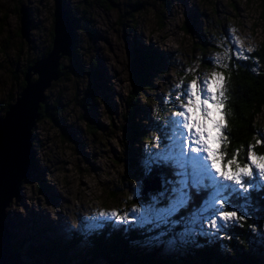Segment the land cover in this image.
Masks as SVG:
<instances>
[{
  "label": "rangeland",
  "instance_id": "obj_1",
  "mask_svg": "<svg viewBox=\"0 0 264 264\" xmlns=\"http://www.w3.org/2000/svg\"><path fill=\"white\" fill-rule=\"evenodd\" d=\"M20 3L26 5L30 19L28 41L18 32ZM62 3L76 21L73 30L77 44L85 55L97 59L105 84L95 92L96 108L88 111L78 104L86 82L82 75L58 76L44 89L45 107L53 110L56 105L60 111L55 122L46 116L35 120L31 146L37 169L21 177L19 194L13 195L4 206V220L14 236L11 240H23V247L46 234L65 239L76 235L80 238L76 245L83 249L97 220L110 221L126 230L131 221L143 224L133 214L134 208H140L142 214L154 200L156 208L169 206L171 189L181 178L176 166V179L165 180L161 189L146 196L140 194L141 177L128 167L121 113L129 81V52L135 44L162 50L171 61L154 76L153 85L147 90L148 102L143 105L153 119L160 117L158 134L156 131V136L140 143L141 154L139 151L138 155L133 154L146 162L150 155L154 156L170 143L169 120L179 111L180 101L176 96L178 91H183V88L175 89V85L181 81L187 85L197 77L207 79L213 72L220 73L217 64L226 60L228 53L234 55L236 48L242 47L248 56L264 42V11L260 0H62ZM52 10L53 0H0V106L14 100L21 88L25 64L43 55L51 41ZM191 18L196 28L187 32L181 26L183 20L189 22ZM201 41H207L203 52ZM64 57L60 59L63 62ZM169 98H173L172 108L159 115L161 104ZM257 118L264 128V112ZM58 124H63L77 140L61 137ZM92 124L96 128L93 133L89 131ZM256 142L257 139L253 151L258 156L264 155V145L257 147ZM185 146L191 145L185 141ZM230 168L235 170V165ZM253 171H256L254 167ZM258 183L263 185L264 180ZM192 186L188 187L189 196ZM205 189L207 196L198 209L181 215V208L166 223L144 222L149 230L155 231L141 244L148 248L158 245L162 252L179 257L197 234L210 237L223 233L227 227L217 230L206 220L202 224L192 223L210 195L211 190ZM194 191L202 190L197 187ZM113 210L124 219L99 217L100 212ZM91 264L105 263L97 259Z\"/></svg>",
  "mask_w": 264,
  "mask_h": 264
},
{
  "label": "trees",
  "instance_id": "obj_2",
  "mask_svg": "<svg viewBox=\"0 0 264 264\" xmlns=\"http://www.w3.org/2000/svg\"><path fill=\"white\" fill-rule=\"evenodd\" d=\"M260 6L261 11H264V0H260ZM66 12L75 28V19L68 9ZM187 20H183L181 27L190 32L191 28H196V26L194 19L191 18L189 22ZM73 32L71 52L64 57V62L59 61L58 73L62 78L78 74L84 77L86 82L80 93L81 100L78 104L83 111L94 110L98 104V95L95 92L102 89V85L105 83L101 70L98 69L97 59L91 54L83 53L82 48L77 44L75 29ZM49 35L51 38V30H49ZM206 43L207 41L200 42L201 52L204 51L203 46L207 45ZM49 47L50 42L42 54L46 53ZM230 56L232 59H228ZM228 57L217 64L220 74L225 78L224 87L227 96L223 111L228 125L225 130L228 142L221 145V151L227 152V156L221 164L232 158L235 149H240L237 160L240 166H243L247 163L248 145L253 146L254 140L263 139L262 130L264 128H261L257 115L264 112V42L249 52L248 59H237L231 52L228 53ZM35 58L27 61L24 68ZM170 63V57L162 50L153 49L145 44L133 46L129 52V81L123 97L121 113L123 119L121 133L128 145L126 148L128 167H131V171L137 172L141 181L143 178L147 180L158 176L161 183L159 189L162 188L165 180L176 179L175 165L170 161L160 160L153 162L149 170L146 168L145 162H141L133 154H136L137 151L141 154L140 143L151 139L159 129L160 117L153 119L148 113V109L143 105L148 102L147 90L153 85L154 76L160 74L165 65L169 66ZM225 63L228 64V67H224ZM19 85L20 87L23 85V79ZM172 99L169 98L164 104H161L159 115L166 109L172 108ZM9 103L7 100L0 106L1 112L6 109ZM58 111L60 110L56 105L51 110L46 108L45 102H43L38 107L37 118L46 116L55 122ZM86 120L92 122L89 118ZM58 125L61 137L67 140H77L75 135L70 134L63 124ZM91 127L89 131L93 133L96 128L93 124ZM31 136L33 140L32 132ZM33 154L32 150L28 165L29 172L37 169L35 160L32 158ZM37 182L39 185L42 184L41 180ZM140 183V194H142V182ZM193 188L197 189L196 186L189 189L190 198L187 205L179 211L181 215L185 211L190 212L198 209L197 206L207 196L203 188H200L202 191L197 193ZM147 193L142 196H146ZM246 195L247 199H234L233 203L236 207H229L237 211L243 219L229 224L225 231L219 235L212 234L210 237H206L197 234L194 239L190 240L185 252L179 257L177 254L162 252L158 245L149 248L146 244L142 245L141 243L148 240L155 230H149V226L145 223H132V221L126 225V230L122 226L112 225L110 221H104L102 226L95 227L86 237L88 242L83 249L77 247L76 244L80 238L76 235L65 239L44 234L42 238L34 243H28L25 247H23V240L13 242L11 239L14 236L11 233L9 240L11 249L19 252L33 264H91L97 259L102 260L105 264H264V187H248ZM26 264L28 263L26 262Z\"/></svg>",
  "mask_w": 264,
  "mask_h": 264
},
{
  "label": "snow or ice",
  "instance_id": "obj_3",
  "mask_svg": "<svg viewBox=\"0 0 264 264\" xmlns=\"http://www.w3.org/2000/svg\"><path fill=\"white\" fill-rule=\"evenodd\" d=\"M234 56L237 59L249 58L242 47L236 48ZM224 67H228V64L225 63ZM224 80L219 72H213L207 79L197 77L187 85H184L183 81L175 85V89L183 88V91H178L176 96L180 101L179 111L169 120L170 143L154 156L150 155L145 164L150 170L153 162L170 161L180 170L181 178L171 189L172 197L167 208H156L154 200V204L145 208L142 214L138 207L132 210L141 223L153 221L166 223L174 213L187 205L190 198L188 187L191 183L198 188L211 190L192 223L202 224L206 220L213 228L220 230L228 227L229 222L243 219L242 216H238L237 211L226 210L229 207H236L234 199H247L248 187H264L258 183L264 180V155L258 156L252 145H248L246 156L248 162L243 167L237 160L240 149H235L232 158L221 166V162L227 156V152L221 151V145L228 142L225 134L228 125L223 111L227 100ZM185 141L191 146L186 148ZM256 143L264 145V140H257ZM232 165H235V170L230 168ZM253 177L256 178L255 181ZM99 217L124 219L115 210L110 213L100 212ZM103 222L97 220L92 227L102 226Z\"/></svg>",
  "mask_w": 264,
  "mask_h": 264
},
{
  "label": "water",
  "instance_id": "obj_4",
  "mask_svg": "<svg viewBox=\"0 0 264 264\" xmlns=\"http://www.w3.org/2000/svg\"><path fill=\"white\" fill-rule=\"evenodd\" d=\"M18 13V32L28 41L30 19L25 4H19ZM51 32L49 50L25 67L23 85L0 116V264H26L20 253L11 249L4 206L19 194L20 179L28 174L31 132L39 115L38 107L44 102L43 91L58 78L60 58L72 49L73 24L62 0H53ZM141 182L142 194L161 187L158 176L143 178Z\"/></svg>",
  "mask_w": 264,
  "mask_h": 264
},
{
  "label": "bare ground",
  "instance_id": "obj_5",
  "mask_svg": "<svg viewBox=\"0 0 264 264\" xmlns=\"http://www.w3.org/2000/svg\"><path fill=\"white\" fill-rule=\"evenodd\" d=\"M33 158V157H32ZM7 213V212H6Z\"/></svg>",
  "mask_w": 264,
  "mask_h": 264
}]
</instances>
